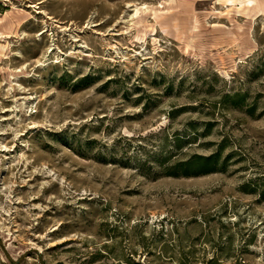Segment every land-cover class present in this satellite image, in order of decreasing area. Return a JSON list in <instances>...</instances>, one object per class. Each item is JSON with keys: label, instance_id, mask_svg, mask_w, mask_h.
<instances>
[{"label": "rangeland", "instance_id": "rangeland-1", "mask_svg": "<svg viewBox=\"0 0 264 264\" xmlns=\"http://www.w3.org/2000/svg\"><path fill=\"white\" fill-rule=\"evenodd\" d=\"M0 264H264V0H0Z\"/></svg>", "mask_w": 264, "mask_h": 264}, {"label": "trees", "instance_id": "trees-1", "mask_svg": "<svg viewBox=\"0 0 264 264\" xmlns=\"http://www.w3.org/2000/svg\"><path fill=\"white\" fill-rule=\"evenodd\" d=\"M214 163L215 154H211L206 157H197V159H194L193 161H188L184 164V171L193 169L207 172V169H210L214 165Z\"/></svg>", "mask_w": 264, "mask_h": 264}]
</instances>
